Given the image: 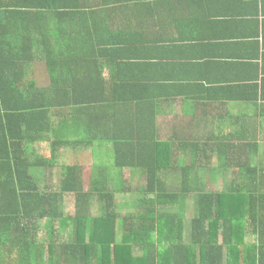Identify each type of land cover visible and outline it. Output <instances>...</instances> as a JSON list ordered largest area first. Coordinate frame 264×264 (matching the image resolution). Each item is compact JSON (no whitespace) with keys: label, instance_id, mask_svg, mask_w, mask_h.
<instances>
[{"label":"trees","instance_id":"16d2710c","mask_svg":"<svg viewBox=\"0 0 264 264\" xmlns=\"http://www.w3.org/2000/svg\"><path fill=\"white\" fill-rule=\"evenodd\" d=\"M152 1L0 0V264H264L257 94L183 110L104 75Z\"/></svg>","mask_w":264,"mask_h":264},{"label":"crops","instance_id":"0c3cea01","mask_svg":"<svg viewBox=\"0 0 264 264\" xmlns=\"http://www.w3.org/2000/svg\"><path fill=\"white\" fill-rule=\"evenodd\" d=\"M145 8L136 48L122 42L133 32L127 18L105 33L118 55L133 60L117 58L114 66L105 57L107 80L120 68L138 84L159 82L183 110L220 101L241 106L232 99L248 89L264 104V0H153Z\"/></svg>","mask_w":264,"mask_h":264},{"label":"rangeland","instance_id":"374dc122","mask_svg":"<svg viewBox=\"0 0 264 264\" xmlns=\"http://www.w3.org/2000/svg\"><path fill=\"white\" fill-rule=\"evenodd\" d=\"M261 144H262L263 149H264V135L261 136ZM44 150H46V145L43 144V145L41 146V151H44ZM261 153L264 154V150H262ZM104 154H105V156H106V159H103L102 157H99L98 160H99V161L106 160L107 163L110 162V160L107 161V160L109 159V158H108V153H107V151L104 150ZM107 158H108V159H107ZM86 174L88 175L87 170H86ZM115 200H116V202L118 203V205H121L120 208H121L122 210H120V211H123V214H125L126 211L130 210L129 207H126L125 205H126L127 203H131L132 201H135V200H136V197H135L133 194H130V195H129V194H120V193H117ZM130 211H131V210H130Z\"/></svg>","mask_w":264,"mask_h":264}]
</instances>
